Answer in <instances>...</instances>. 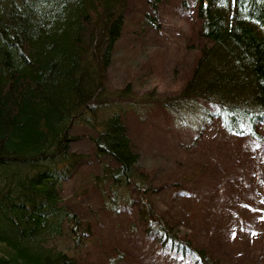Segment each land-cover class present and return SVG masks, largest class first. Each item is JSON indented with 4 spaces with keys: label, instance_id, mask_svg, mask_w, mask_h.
<instances>
[{
    "label": "trees",
    "instance_id": "1",
    "mask_svg": "<svg viewBox=\"0 0 264 264\" xmlns=\"http://www.w3.org/2000/svg\"><path fill=\"white\" fill-rule=\"evenodd\" d=\"M135 1L0 0V264H143L144 245L147 264H155L158 250L184 264H234L221 228L181 231L170 210L145 195L157 187L145 184L149 170L137 164L126 116L115 109L124 90L115 95L109 87ZM145 1L156 11L167 0ZM193 1L201 44L184 78L155 107L194 104L204 120L220 122L240 141L216 163L222 172L214 184L237 206L245 203L235 192L260 195L264 181V0ZM80 125L95 131L94 156L111 189L143 194L137 251L109 245L110 251L90 256L49 244L72 221L97 235L91 220L68 212L61 193V184L89 160L72 149ZM82 235L77 245L86 243Z\"/></svg>",
    "mask_w": 264,
    "mask_h": 264
},
{
    "label": "rangeland",
    "instance_id": "2",
    "mask_svg": "<svg viewBox=\"0 0 264 264\" xmlns=\"http://www.w3.org/2000/svg\"><path fill=\"white\" fill-rule=\"evenodd\" d=\"M134 3L110 65L109 87L115 95L124 90L125 101L115 109L126 116L137 164L149 170L145 184L157 187L145 195L153 197L156 206L170 210L181 231L196 228L206 234L212 225L217 233L221 228L224 248L234 264H264V181L260 195L247 188L248 193L235 192L245 204L230 202L235 210L230 214L228 195L227 201L214 186L222 172L216 163L235 152L240 141L229 136L220 122L204 120L194 104L185 102L168 112L155 107L172 91L173 82L184 78L193 52L201 44L194 1L167 0L156 11L145 0ZM92 133L93 129L83 125L73 132L72 149L89 154V160L61 184V193L68 212L83 221L91 220L97 235H86L88 231L72 221L49 244L90 256L110 251L109 245L137 251L143 235L138 216L143 194L135 189L127 194L125 187L111 189L94 156ZM262 165L264 168V161ZM79 234L86 239L84 245L75 241ZM141 252L147 255L143 262L147 264V245ZM153 256L155 264H174L176 260L168 250H158ZM176 262L184 264L180 258Z\"/></svg>",
    "mask_w": 264,
    "mask_h": 264
}]
</instances>
